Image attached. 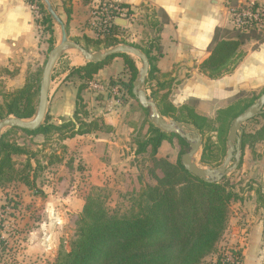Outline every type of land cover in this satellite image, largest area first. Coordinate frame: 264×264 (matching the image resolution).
<instances>
[{
  "label": "trees",
  "instance_id": "1",
  "mask_svg": "<svg viewBox=\"0 0 264 264\" xmlns=\"http://www.w3.org/2000/svg\"><path fill=\"white\" fill-rule=\"evenodd\" d=\"M25 1L30 6L38 8L41 16L39 23L44 27L43 33L49 36L48 42L52 50L57 42L56 24L41 0ZM50 1L57 12L54 0ZM235 5L237 3L232 6ZM151 13L146 16V23L143 24L150 38L149 49L142 51L150 62V71L145 84L151 91V98L156 102L161 116L193 126L203 138L208 132L216 131L222 139L234 119L254 104L257 98L245 107L235 103L219 110L216 121L220 127L217 130L212 128L211 120L198 114L195 108L188 105L177 108L165 100L166 96L160 99L158 91L166 89V84L160 83L159 69L153 62L156 58H153L152 50L159 41L164 26L169 23V18L161 10H153ZM66 14L70 19L69 8L66 9ZM119 29H121L120 25L115 24L112 34L102 40L88 37L83 38L82 41L70 40L90 52L92 48L101 47L102 44H106L105 49L127 45L141 51L136 45L128 43L125 39H119L118 36H122ZM251 41L264 43L257 30L216 28L208 48L210 56L199 65L200 72L211 80L230 75L245 56L243 46ZM115 58L124 60L125 71L129 76L128 81L121 82L123 91L135 99L132 90L139 77V68L134 58L120 54L99 64L86 63L84 66L73 68L68 76V79L77 77L80 82L73 118L58 126L52 124L47 115L44 125L38 131L10 129L7 133L17 131L35 136L55 132L58 140L63 143L77 136L114 132L115 128L108 125L104 119L90 116L84 106L82 93L99 72ZM31 78L22 88L4 96V101L0 103V120L10 116L24 120L34 117L38 106L36 97L39 89L36 80ZM154 82L157 84L153 85ZM142 111L147 112L144 109ZM245 138L247 136L244 135L241 145L243 152L246 147ZM174 139L178 140L184 155L187 152L186 148L189 147L185 140L176 134L164 133L150 124L148 136L142 141L136 140L138 147L135 157L148 155L149 160L162 171V176L152 171L151 179L154 182L142 187L137 196L130 200V207L122 213L112 212L101 199L99 192L95 196L89 195L80 216L76 239L69 249H61L53 260L54 264H204L207 258L214 255H217V262H221L226 252L220 251V244L229 227L230 207L233 203L243 202L244 199L228 181L206 183L188 173L182 167L180 159L175 166L158 159L162 143H171ZM208 140L202 146L201 163L205 166L219 164V157L213 154ZM62 150L64 154L67 152L64 145ZM39 154L26 146L7 140L4 134L0 142V188L19 182L28 189L35 190L38 178L50 166L62 161V157L54 153L48 157L44 166L38 157ZM17 157H25V160L18 163L15 160ZM41 194V190L36 191L37 196ZM258 194L264 201L260 192ZM17 208L18 204L14 203L13 209ZM229 252L243 262L242 250L230 249Z\"/></svg>",
  "mask_w": 264,
  "mask_h": 264
},
{
  "label": "rangeland",
  "instance_id": "2",
  "mask_svg": "<svg viewBox=\"0 0 264 264\" xmlns=\"http://www.w3.org/2000/svg\"><path fill=\"white\" fill-rule=\"evenodd\" d=\"M27 5L31 10L33 22L39 34L38 59L28 65L26 73L22 76L19 75L20 69L14 65H8L7 67L0 65V103L4 101L6 94L22 88L31 77L36 80V86L40 89L43 70L51 52L48 42L49 36L43 33L44 27L40 26L39 23L41 16L38 13V8L30 6L28 3ZM228 7L233 6L229 5ZM143 13L131 28L121 31L122 36L120 35V39L129 40L130 44L133 43L139 47L141 52L149 49L147 38L139 39L136 34V30H139L141 24L146 23V14ZM55 28L57 45L60 40V27L56 25ZM260 35L264 40V30L260 32ZM129 41L127 42L129 43ZM104 45L106 44L92 48L91 52L106 50ZM75 56H81V54L69 49L64 52L61 58H64L62 61L66 65L71 64L74 68L84 66L87 63L82 57V60L77 63L74 60ZM132 58H134L140 70L142 68L141 60L135 57ZM122 60L116 61L118 64L116 63L109 72L103 68L104 71H102L101 76L96 77L94 81L89 83L88 88L82 93L84 106L91 117L102 118L104 121L106 118L108 123H113L116 126L114 132L102 133L106 135L113 134L114 137L110 142L115 143V146L113 149L100 148L97 155L100 160L98 171L97 173L95 171L94 175L84 174L83 171L87 170V165L83 163L79 151H75L73 154L63 153V143L58 140L55 132L35 136L17 131L7 133L8 130H6L4 132L7 140L26 146L33 152L40 153L38 157L44 166L48 161V157L54 153L60 158L62 157V161L50 166L38 178L35 190H30L19 182L7 184L0 188V264H54L53 260L61 249H69L76 239L80 216L89 195L95 196L99 192L101 199L105 201L112 212L122 213L130 207V200L137 196L142 187L147 183L154 182L151 179L152 171L157 173L158 176H162V171L149 160L148 155H145L146 157H135V151L138 147L136 140L142 141L148 136L149 126L152 123L150 121V111L146 110L147 112L144 113L138 102L123 91L121 82L128 81L129 76L125 71L124 60L123 62ZM112 62L113 60L106 67H111ZM153 62L157 66V58ZM69 83L68 87L74 90V92L71 91L73 95H68L69 90L65 93L62 92L61 106H55L58 101L57 93L54 87L51 88L48 115L52 124L59 126L73 118L77 107V93L80 82L77 77H73ZM174 83L179 85L180 82ZM156 84L157 82L153 83V85ZM173 84L169 89H160L158 91L159 98L166 96L165 100L177 108L184 105L195 108L198 114L211 120V126L215 130L220 127V124L216 121L219 110L226 109L235 103L245 107L252 100L256 98L258 100L264 92V87L243 89L235 97L225 100L227 105L222 106L225 102L220 105L216 104L211 110V90H203L205 94H209L206 99L202 96L197 98L193 96H196L198 90H193V92H190L189 89L180 91L177 90V87L173 90ZM144 91L151 97V91L146 84ZM36 100L38 103L39 94ZM138 106L142 109H139ZM59 114L70 117H57ZM165 119L168 123L176 122L172 118L165 117ZM229 130L230 128L222 139L219 138L216 131L208 132L204 138L202 137L203 143L210 139L208 142L213 154L219 157V164L203 165L201 163V149L194 159L197 165L217 169L223 164L227 155ZM242 132L243 136L245 135L247 138H245L246 147L244 152L241 150V161L237 169L224 180L228 181L241 194L244 201L256 200L264 207V201L260 199L258 194L260 192L264 199V117H259L244 124ZM225 147L226 149H224ZM186 150L188 151L189 147ZM183 151L178 140L174 139L173 142L160 149L157 157L175 166L179 159L181 160ZM15 160L21 163L25 160V157H17ZM65 164L67 166L63 169ZM37 190L42 191L40 196L36 195ZM14 203L18 204L17 209H13ZM238 203H233L230 207L227 231L232 229L230 224L237 212ZM51 210L52 212H50ZM230 249L240 250L238 247L233 248L230 246L229 240L224 236L220 244V251L228 252ZM215 259H217V255L207 258L205 263L212 262Z\"/></svg>",
  "mask_w": 264,
  "mask_h": 264
},
{
  "label": "crops",
  "instance_id": "3",
  "mask_svg": "<svg viewBox=\"0 0 264 264\" xmlns=\"http://www.w3.org/2000/svg\"><path fill=\"white\" fill-rule=\"evenodd\" d=\"M104 1L109 0H54V6L66 24L70 39L78 41H82L85 37L95 39L89 20L93 8ZM112 1L134 10L137 14L136 21L139 20L141 13L144 12L143 14L147 16L152 14L153 10H161L169 18V23L164 26L159 41L152 50V56L155 55L157 58L158 78L161 84H166L167 89L174 82H180L179 85L173 84V90L176 87L180 91L198 90L193 97L202 96L205 97L204 99L209 97V94H205L203 90H211L212 110L214 105L223 104L225 100L235 97L243 89L264 87V43L259 41H251L243 46L245 56L230 75L211 80L199 72V65L210 56L208 48L216 28L232 29L228 6L254 1L264 8V0ZM67 8L71 10L70 19L66 14ZM132 25H120L119 31H125ZM136 31L137 38L146 37V41H150L148 30L142 24ZM38 36L33 15L25 0H0V65L5 67L14 65L20 69L19 75H24L28 65L38 59ZM118 38L120 39V36ZM63 59L59 60L52 74L51 88L54 87L58 100L55 106L62 103V92L68 90L74 92L71 90L73 88L68 87L71 80L68 76L74 67L71 64L66 65ZM121 60V58L113 59V65L105 66L104 69L111 71V68L118 64L116 61ZM102 71L104 70L102 69L96 77H100ZM244 85H247V88H242ZM70 92L68 95L72 96ZM224 105L227 103L222 106ZM57 117L70 116L59 114ZM105 122L116 128L113 123H108L106 118ZM112 135L92 133L77 136L64 141L63 145L67 148L68 154L79 151L83 163L87 165L84 174L94 175L95 171L96 173L98 171L100 160L97 155L100 148L113 149L115 146V143L110 142L114 137ZM167 144L168 142H163L160 149ZM66 166L65 164L63 169ZM230 225L232 229L226 232L228 235L225 234V237L229 240L230 246L242 250L243 264H264V207L261 203L256 200L238 203L237 212Z\"/></svg>",
  "mask_w": 264,
  "mask_h": 264
},
{
  "label": "water",
  "instance_id": "4",
  "mask_svg": "<svg viewBox=\"0 0 264 264\" xmlns=\"http://www.w3.org/2000/svg\"><path fill=\"white\" fill-rule=\"evenodd\" d=\"M41 1L54 23L60 27V40L51 50L47 58L39 89L38 106L34 117L30 120H24L10 116L6 119L0 120V142L6 130L20 129L35 132L44 125L49 112L52 74L66 50L71 49L77 51L87 63L93 64H99L105 62L111 57L124 54L138 58L142 62V68L139 70V77L134 83L132 94L144 110L150 111L151 123L162 132L176 134L187 142L189 150L181 157L182 167L191 175L211 184L221 183L228 175L237 169L241 161L240 154L243 137L242 126L257 117L264 115V92L254 104L236 117L231 123L229 135L227 137V155L223 164L217 169L204 168L196 165L194 159L202 149V136L193 126L178 122H171L172 124H169L167 123V120L161 116L156 102L144 91L146 79L150 71V62L147 56L137 48L127 45H118L98 52H90L86 50L82 45L70 40L66 24L55 11L51 1ZM117 24L125 26L124 21H117ZM242 88H247V85L242 86Z\"/></svg>",
  "mask_w": 264,
  "mask_h": 264
},
{
  "label": "built area",
  "instance_id": "5",
  "mask_svg": "<svg viewBox=\"0 0 264 264\" xmlns=\"http://www.w3.org/2000/svg\"><path fill=\"white\" fill-rule=\"evenodd\" d=\"M36 7V6H33ZM228 12L232 25L237 30L250 31L257 30L261 32L264 30V8L254 1L239 3L236 6L228 7ZM137 14L131 8H127L115 1H104L96 5L90 16L89 24L93 31L94 38L104 39L112 34L117 21H124L125 24H134ZM205 264H243L239 259L233 256L229 251L221 262L215 259L212 262Z\"/></svg>",
  "mask_w": 264,
  "mask_h": 264
},
{
  "label": "bare ground",
  "instance_id": "6",
  "mask_svg": "<svg viewBox=\"0 0 264 264\" xmlns=\"http://www.w3.org/2000/svg\"><path fill=\"white\" fill-rule=\"evenodd\" d=\"M77 63H79L81 60H82V58H81V56L79 57V56H77V57H75V59H74ZM85 60V59H84ZM168 123V122H167ZM169 124H172V123H169ZM175 127V126H174ZM176 128V127H175ZM194 163L197 165V163L194 161Z\"/></svg>",
  "mask_w": 264,
  "mask_h": 264
}]
</instances>
